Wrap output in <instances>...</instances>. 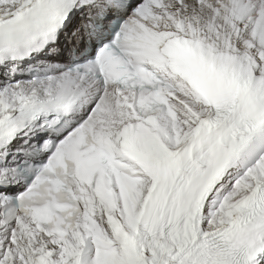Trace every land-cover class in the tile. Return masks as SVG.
<instances>
[{
	"label": "snow or ice",
	"instance_id": "1",
	"mask_svg": "<svg viewBox=\"0 0 264 264\" xmlns=\"http://www.w3.org/2000/svg\"><path fill=\"white\" fill-rule=\"evenodd\" d=\"M0 264H264V0H0Z\"/></svg>",
	"mask_w": 264,
	"mask_h": 264
}]
</instances>
